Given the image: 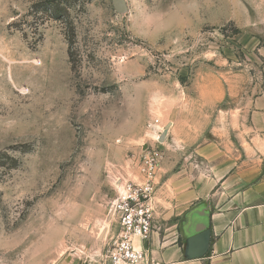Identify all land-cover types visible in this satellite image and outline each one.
<instances>
[{
  "label": "rangeland",
  "instance_id": "374dc122",
  "mask_svg": "<svg viewBox=\"0 0 264 264\" xmlns=\"http://www.w3.org/2000/svg\"><path fill=\"white\" fill-rule=\"evenodd\" d=\"M263 104L264 0H0V264L99 261L154 154L172 235L260 176Z\"/></svg>",
  "mask_w": 264,
  "mask_h": 264
},
{
  "label": "crops",
  "instance_id": "0c3cea01",
  "mask_svg": "<svg viewBox=\"0 0 264 264\" xmlns=\"http://www.w3.org/2000/svg\"><path fill=\"white\" fill-rule=\"evenodd\" d=\"M251 121L257 130H264V104L261 111L252 112ZM261 136L264 141V133ZM261 152L258 178L244 177L233 190L217 191L220 202L207 207L206 230L189 236L185 217L172 235L162 239L153 234L145 244L143 264H264V145ZM233 181V176L226 177L222 187Z\"/></svg>",
  "mask_w": 264,
  "mask_h": 264
},
{
  "label": "built area",
  "instance_id": "2783aa9c",
  "mask_svg": "<svg viewBox=\"0 0 264 264\" xmlns=\"http://www.w3.org/2000/svg\"><path fill=\"white\" fill-rule=\"evenodd\" d=\"M157 155L145 156L136 173L118 177L116 196L109 203L117 233L101 253L102 264H143L152 231ZM133 163V162H132Z\"/></svg>",
  "mask_w": 264,
  "mask_h": 264
},
{
  "label": "water",
  "instance_id": "95a60500",
  "mask_svg": "<svg viewBox=\"0 0 264 264\" xmlns=\"http://www.w3.org/2000/svg\"><path fill=\"white\" fill-rule=\"evenodd\" d=\"M209 213L204 206L196 207L187 214V221L184 226L185 232L189 235H195L208 228Z\"/></svg>",
  "mask_w": 264,
  "mask_h": 264
},
{
  "label": "clouds",
  "instance_id": "9594fccd",
  "mask_svg": "<svg viewBox=\"0 0 264 264\" xmlns=\"http://www.w3.org/2000/svg\"><path fill=\"white\" fill-rule=\"evenodd\" d=\"M144 22H145L146 25H150V24L153 23L151 17H147Z\"/></svg>",
  "mask_w": 264,
  "mask_h": 264
}]
</instances>
